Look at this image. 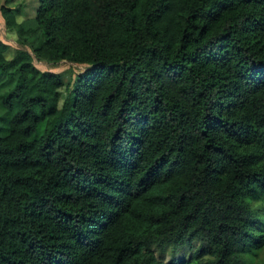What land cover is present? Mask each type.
I'll list each match as a JSON object with an SVG mask.
<instances>
[{
    "label": "trees",
    "instance_id": "obj_1",
    "mask_svg": "<svg viewBox=\"0 0 264 264\" xmlns=\"http://www.w3.org/2000/svg\"><path fill=\"white\" fill-rule=\"evenodd\" d=\"M0 11V264H264V0Z\"/></svg>",
    "mask_w": 264,
    "mask_h": 264
},
{
    "label": "rangeland",
    "instance_id": "obj_2",
    "mask_svg": "<svg viewBox=\"0 0 264 264\" xmlns=\"http://www.w3.org/2000/svg\"><path fill=\"white\" fill-rule=\"evenodd\" d=\"M1 3H6L15 8L18 13V18L22 19L31 16L35 12L37 0H0ZM0 37L8 44L6 55L12 57L18 47H27L18 41V34L14 28H10L5 24V19L0 11ZM33 62L41 69H52L60 71L63 76V83L60 86L61 99L65 96L68 85L74 80L76 73L84 67V63H77L68 60H59L57 62L46 61L38 59L35 56L32 58ZM180 253V248L176 249V253ZM171 251L165 250L161 258L164 260L170 258ZM260 261H264V248L260 251Z\"/></svg>",
    "mask_w": 264,
    "mask_h": 264
}]
</instances>
